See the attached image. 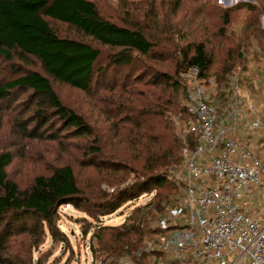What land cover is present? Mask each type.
Here are the masks:
<instances>
[{
	"label": "trees",
	"instance_id": "obj_1",
	"mask_svg": "<svg viewBox=\"0 0 264 264\" xmlns=\"http://www.w3.org/2000/svg\"><path fill=\"white\" fill-rule=\"evenodd\" d=\"M262 16L264 0L227 8L212 0H120L107 11L95 0H0V69L16 61L39 66L0 80V133L3 109L9 113L26 93L12 123L17 140L68 144L62 150L79 158L21 188L10 176L18 155L0 149V264H44L46 253L37 261L34 254L48 235L69 245L57 224L64 206L103 220L155 192L120 226L94 231L95 261L138 250L148 223L175 203L169 171L197 144L183 74L198 66L204 80L229 85L254 46L264 50ZM58 24L77 36H60ZM56 84L82 93L85 103L68 106ZM174 117L185 133L178 134ZM102 183L116 190L108 194Z\"/></svg>",
	"mask_w": 264,
	"mask_h": 264
},
{
	"label": "built area",
	"instance_id": "obj_2",
	"mask_svg": "<svg viewBox=\"0 0 264 264\" xmlns=\"http://www.w3.org/2000/svg\"><path fill=\"white\" fill-rule=\"evenodd\" d=\"M212 1L227 8L253 0ZM261 26L264 30V16ZM183 78L188 86L185 107L195 117L189 129L197 144L184 150L178 174L181 195L158 215L138 250L94 264H264V214L250 215L240 207L245 199L252 203L256 191L264 196V162L245 142L230 136L227 121L211 102L214 80H204L198 66H191ZM239 84L237 78L229 84L234 102L241 97ZM244 98L253 112L252 102ZM175 122L181 125L178 118ZM249 125L264 126L260 119Z\"/></svg>",
	"mask_w": 264,
	"mask_h": 264
},
{
	"label": "rangeland",
	"instance_id": "obj_3",
	"mask_svg": "<svg viewBox=\"0 0 264 264\" xmlns=\"http://www.w3.org/2000/svg\"><path fill=\"white\" fill-rule=\"evenodd\" d=\"M95 1L103 11L109 10V7L117 8L118 3L120 2V0ZM235 24L241 25L240 18H235ZM54 27L60 36H77L75 31L66 27L65 25L58 24ZM249 53H252L253 56L260 54L262 55L264 54V50L255 45ZM16 62L17 63L6 65V67L4 65L0 69V80L9 81L11 79H14L17 76V74L14 73V70L16 68H19L18 70L22 69L26 71L39 70V66L33 60L32 62H34V64L22 63L21 61ZM240 69H243V67ZM237 71L238 70H236L235 72ZM234 75L236 74L233 73V76ZM211 79H213L216 83L215 78ZM207 85L209 87L210 84L208 83ZM55 87L63 97L65 103L70 107H78L84 104L86 101L87 97L82 93L59 84H56ZM216 88H218L217 84ZM222 88L224 90H229L230 86L227 85L223 86ZM224 90L219 91L218 95H222L224 97ZM27 97L28 94L22 93V96L19 98L18 102L12 105L9 113L8 107L3 109L5 117L3 120L2 132L0 133V149H10L16 155H18L14 160L13 166L10 168V176L13 180L19 183L21 188H27L31 183V180L41 173L44 174L50 172L53 168L61 166L63 164L77 165L79 162V158L77 157V153L75 150H71L67 153L62 150L63 148L69 149L70 145L68 144H65L64 147H61L57 144H51L47 142L26 140L21 142L17 140L16 136L13 134L12 129V123L14 120L13 118L17 116V112H19L21 109V107L18 106V103H20L21 101H26ZM14 108L15 112H12V109ZM86 113L94 114V112L89 109L86 111ZM175 119H177V117H174V122ZM192 122L194 123V121L191 120L190 123ZM175 126L179 135H181V133H185L183 125H177L175 122ZM108 142L110 141L108 140ZM183 162L184 160L180 165L171 168V170L169 171L170 181L176 188V193L172 200L173 202H175L176 199L181 195V189L178 184V174H180L183 169ZM87 177L88 176L85 172L81 175L80 181L83 185L88 182ZM100 189L108 194H112L116 190V187H110L102 183L100 185ZM154 195L155 192L148 193L141 196L134 202H128L117 213L108 217H104L103 220H96L90 217L84 211V209H78L71 205L60 208L59 220L57 224L60 230L68 236L70 244L66 245L55 243L48 235L45 238L44 244L38 250H36L34 254V261H37V259L43 253H46L44 264H94V253L92 251L93 249H98V241L94 237V231L96 230L95 228L98 226H120L126 221V219H128L134 209H136L137 207L145 206L154 197ZM253 196L254 194H252V197ZM248 206L252 207V204H248ZM252 209L255 210L256 208L252 207ZM156 218L157 216L148 223L149 228L151 225H153ZM89 228L90 232L86 236L83 232L85 229L89 230Z\"/></svg>",
	"mask_w": 264,
	"mask_h": 264
},
{
	"label": "crops",
	"instance_id": "obj_4",
	"mask_svg": "<svg viewBox=\"0 0 264 264\" xmlns=\"http://www.w3.org/2000/svg\"><path fill=\"white\" fill-rule=\"evenodd\" d=\"M235 74L232 75L230 81L239 79L241 97L234 102L233 92L230 89L229 91L216 88L215 96L211 102L218 107L221 116L227 121L230 136L245 142L250 146L255 156L264 162V126L261 129H253L249 125L252 119H260L264 125V55L252 56L246 68L238 69ZM223 90L225 91L224 97L218 95L219 91ZM244 94L252 102L253 112L248 111ZM253 194V202L249 203L245 199L240 202V207L245 213L261 216L260 212L264 214V196L259 195L257 191ZM248 204H252V207L256 209L253 210Z\"/></svg>",
	"mask_w": 264,
	"mask_h": 264
}]
</instances>
